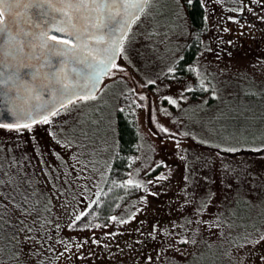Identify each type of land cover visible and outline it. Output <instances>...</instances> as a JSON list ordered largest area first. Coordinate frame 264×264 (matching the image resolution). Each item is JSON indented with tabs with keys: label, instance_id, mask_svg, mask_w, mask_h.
<instances>
[{
	"label": "rangeland",
	"instance_id": "rangeland-1",
	"mask_svg": "<svg viewBox=\"0 0 264 264\" xmlns=\"http://www.w3.org/2000/svg\"><path fill=\"white\" fill-rule=\"evenodd\" d=\"M199 1L197 31L189 0H148L94 97L0 126V264H264V152L233 153L264 150V0ZM119 110L138 132L124 172ZM113 184L125 202L99 217Z\"/></svg>",
	"mask_w": 264,
	"mask_h": 264
},
{
	"label": "water",
	"instance_id": "water-1",
	"mask_svg": "<svg viewBox=\"0 0 264 264\" xmlns=\"http://www.w3.org/2000/svg\"><path fill=\"white\" fill-rule=\"evenodd\" d=\"M13 4L11 13L5 11V21L0 23V126L21 122L15 110L28 111L32 115L40 112L48 118L70 103L84 98H92L100 89L113 64H108L101 72V59L113 55V63L118 60L120 47L113 45L111 37L118 36V29L124 25L128 33L132 23L142 14L148 0H138L137 9L113 13L109 26L98 24L103 17L94 10L70 9L72 24L70 31H78L81 39L76 40L68 31L58 28L68 25V16L59 11L63 0H51L57 8L49 7L45 0H7ZM121 4L122 0H107ZM43 4V7H36ZM55 25V27L53 26ZM5 26L16 38L5 42ZM52 35L73 39V45L51 40ZM103 35L104 39H87L89 36ZM124 40V39H123ZM47 41V43H45ZM49 45L60 49H73L67 55L50 51ZM77 45H79L77 47ZM55 109L54 112L51 110ZM41 122L37 119V122Z\"/></svg>",
	"mask_w": 264,
	"mask_h": 264
},
{
	"label": "snow or ice",
	"instance_id": "snow-or-ice-1",
	"mask_svg": "<svg viewBox=\"0 0 264 264\" xmlns=\"http://www.w3.org/2000/svg\"><path fill=\"white\" fill-rule=\"evenodd\" d=\"M46 3H48L49 7H53V8H57V5L52 4L51 0H45ZM189 3H191V0H189ZM36 7H43V4H36ZM141 5L138 3V0H122V6L121 4H117L115 2L109 3L107 2V0H63L62 5L58 8L59 11L64 12L67 16H68V25L64 26V27H60L58 28L59 32H65L68 31L70 36H74L76 40H80L81 39V34L78 31H70L69 30V25L72 28H75V25L72 24V20H71V13H70V9H76V10H81V9H85V10H94L97 13H99L102 17L103 20H100L98 17V24H102V26L104 28H107L109 26V22L113 19V13H116L118 10H123L126 12V14L128 16H132L134 17V13L132 12H128V9H137L139 8ZM13 10V4L7 2V0H0V23H4L5 21V11L11 13ZM55 27V25H53ZM124 29V25H121L120 28L117 30L119 35L118 36H113L111 37L112 39V43L113 45L120 47L121 51H123V46H122V41L123 39L126 37L127 33L123 30ZM5 32L6 35L4 37L5 42L8 43L9 41L13 40L16 38V34L9 29L7 26H5ZM87 39H95V40H102L104 39L103 35H95V36H89L87 37ZM51 40L53 41H59L62 44H67V45H73L74 41L73 39H66L63 36L60 35H52L51 36ZM45 43H47V41H45ZM79 45H77L78 47ZM49 49L50 51L54 52V53H58L60 55H67L68 52L73 51V49H60L57 48L55 45H49ZM108 49H105V56L103 59H101L100 61V65L98 66L99 70L102 72L104 70V68L107 67L108 64H113V66L115 67H120L119 65H115L113 63V55L114 52L111 55H108ZM176 69L175 68H169L168 72H175ZM203 83V82H201ZM205 87H207L205 85ZM184 91H190V88H186L184 89ZM212 95H215V92L212 93ZM181 98H185L183 96H181ZM167 99L170 101V103L172 104H176V100L173 99L171 96L167 97ZM52 112L55 111V109L51 110ZM15 115H17V117L20 119L21 122L18 123H8L3 125L6 128L9 129H16V130H22L23 128H31L33 124H35L37 122V119H39L42 122H47L48 121V116L44 115L40 112H37L35 115H32L30 112L28 111H19V110H15ZM160 127L163 129V131L167 132L169 131V129L164 128L163 125H160ZM128 184H136L137 186H142V182H137L134 181L132 179H129L127 181ZM24 199V198H22ZM24 203H27V200L24 199ZM5 208H7V205H3ZM16 207L22 212V213H26L28 212L27 208L23 207V204L20 205H16ZM197 211H199V209H197ZM77 219H79V217H77ZM72 225H69V227H71ZM29 232L32 231V229H28ZM22 239L24 240H28L31 241V237L28 236H24L22 237ZM180 240L182 241H186V237H179ZM43 241H41L42 243ZM48 251H52V249L49 247Z\"/></svg>",
	"mask_w": 264,
	"mask_h": 264
},
{
	"label": "trees",
	"instance_id": "trees-1",
	"mask_svg": "<svg viewBox=\"0 0 264 264\" xmlns=\"http://www.w3.org/2000/svg\"><path fill=\"white\" fill-rule=\"evenodd\" d=\"M186 7L187 16L190 20L192 28L197 31H200L205 19L203 7L200 1L191 0V3H186ZM198 47V42L193 40L191 44L184 50L182 57L176 61V72H185L184 67L187 64H190L191 61H193V57L195 56ZM117 139L118 146L116 154L112 161V170H115L117 172H124L133 162V158L137 150L138 140V132L133 116L125 110L117 111ZM263 152L264 150L253 151L247 149H236L233 153H236L237 155H259ZM123 194L124 191H122V188L118 187L116 184L110 186L105 192L100 204L97 205L95 214L97 216L100 215L99 217L108 218L111 215V212L117 208V206L122 205L125 202L124 200L121 201ZM41 203L43 204V202ZM97 220H99V218H97ZM14 232L15 235L19 233L16 231L15 226ZM16 245L17 242L14 243L12 241L11 246L13 247V250L9 249L11 255L13 256L15 254L14 249L16 250L17 248ZM2 262L3 261H0V263Z\"/></svg>",
	"mask_w": 264,
	"mask_h": 264
}]
</instances>
